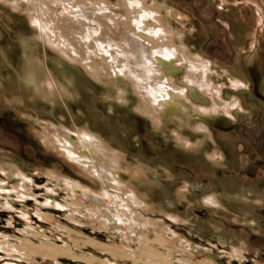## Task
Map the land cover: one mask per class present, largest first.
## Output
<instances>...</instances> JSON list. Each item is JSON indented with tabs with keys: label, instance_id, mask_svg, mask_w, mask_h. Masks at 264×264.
Wrapping results in <instances>:
<instances>
[{
	"label": "rangeland",
	"instance_id": "obj_1",
	"mask_svg": "<svg viewBox=\"0 0 264 264\" xmlns=\"http://www.w3.org/2000/svg\"><path fill=\"white\" fill-rule=\"evenodd\" d=\"M156 1L168 10L173 8V14L166 16L172 28L184 35L182 41L194 54L212 63L210 79L221 85L223 98L240 99L241 106L232 108L230 115L219 111L229 120L226 128L208 125L206 117L217 121L222 116L200 108L162 112L159 123H154L148 112L138 108V95L126 80L97 78L55 47L33 22L39 12L31 0H0V204L12 202L14 208L0 209V235L19 237L18 229L29 227L28 222L51 240L58 239L56 244L69 241L59 228L68 226L123 247L116 234L89 223L83 210L86 206L93 211L84 191L99 193V181L48 143L58 131L88 129L119 153L122 174L154 208L147 211L137 206V210L167 225L170 234L195 248L189 261L209 258L212 264H264V0ZM67 14L68 8L59 6L55 20ZM30 57L38 71L41 88L37 90L24 79ZM184 78L182 68L175 79L183 85ZM230 78L246 86L235 89ZM188 88L195 104L210 106L209 97ZM200 122L209 126L212 138L192 126ZM175 132L193 145L179 144ZM216 152L223 158L216 157ZM98 154L95 157L100 160ZM137 166L144 167V175L135 173ZM58 176L81 185L75 201L84 207L77 210L86 217L75 222L67 216L70 209H42L50 218L40 225L35 212L46 207L48 200L65 204L68 197ZM23 181L32 191L24 200L17 197ZM212 195L217 199L207 205L204 200ZM20 210L32 219L27 221ZM166 239L173 241L171 235ZM167 247L175 248L173 243ZM10 258L0 252V264L13 261ZM35 260L18 263L54 264L49 259ZM106 264L117 263L108 260Z\"/></svg>",
	"mask_w": 264,
	"mask_h": 264
},
{
	"label": "bare ground",
	"instance_id": "obj_2",
	"mask_svg": "<svg viewBox=\"0 0 264 264\" xmlns=\"http://www.w3.org/2000/svg\"><path fill=\"white\" fill-rule=\"evenodd\" d=\"M31 3L39 12V17L33 22L55 47L83 64L97 78L104 76L113 81L126 80L138 95V108L148 112L154 123H159L160 114L167 111L176 110L180 113L190 108H200V111L207 114L222 111L225 115H230L232 108L241 106L238 98L230 101L223 98L221 85L216 86L210 79L212 63L201 55L194 54L182 41L184 35L174 30L166 18L173 14V8L168 10L164 3H158L156 0H118L116 3L108 0H31ZM59 6L68 8V14L55 20ZM35 68L30 57L24 79L25 83L31 84L34 90H37L41 87ZM182 68L185 70V84L180 85L175 75ZM229 83L235 89L246 86L235 78H230ZM188 87L190 91L197 88L202 95L209 97L210 106L205 108L195 104L189 95ZM177 115L176 117L182 120L181 115ZM221 118L223 117L219 120ZM201 122L192 123V126L205 130L206 135L212 138L209 126ZM174 135L179 144L185 147L193 145L192 141L181 133L175 132ZM48 139L52 147L80 165L84 173L95 177L100 183V191L97 194L84 191L88 205L94 207L91 211L85 206L83 210L88 214L86 217L81 210H77L84 207L75 201L81 185L58 176L60 185L67 192L65 204L48 200L44 203L46 207L35 212L37 222L42 225L43 220L50 218L44 210L56 212L57 208H67L70 209V214L67 215L70 219L75 221V218L80 216L86 217L89 223H97L104 231L116 234L123 247L101 242L68 226L59 228L61 234L66 235L69 241L56 244L58 239L51 240L44 230H38L27 222L29 227L18 229L19 237L1 233L0 252L9 255L13 260L5 264H21L18 263L20 260L34 262L35 258L49 259L54 261V264H106L108 260L127 264L122 261L125 259L131 264H212L209 258H204L199 263L189 261L188 257L195 249L191 243L185 242L178 235L170 234L167 225L144 217L140 210L154 211L153 206L139 196L125 174L121 175L124 169L119 163V153L109 148L97 135L88 129H77L73 133L58 131ZM96 153L102 155L100 160L95 157ZM215 156L223 158L218 152ZM135 173L144 175V167L137 166ZM23 180L26 181L24 175ZM24 181L21 191H17V197L23 200L31 196V189ZM182 187L188 188L185 184ZM177 195L183 197L180 192H177ZM216 199L217 197L212 195L204 202L210 205L214 204ZM260 201L261 198L257 200ZM137 206L141 209L137 210ZM2 208L14 209L12 202L0 204V209ZM26 212L19 211L22 217L29 221L32 216L26 215ZM97 216L99 218L96 219ZM167 235H171L173 241L167 240ZM177 242L182 246H178ZM169 243H173L175 248L167 247ZM241 246L240 248L244 249V240H241ZM95 250L102 254L96 253ZM63 259L70 263L64 262Z\"/></svg>",
	"mask_w": 264,
	"mask_h": 264
},
{
	"label": "flooded vegetation",
	"instance_id": "obj_3",
	"mask_svg": "<svg viewBox=\"0 0 264 264\" xmlns=\"http://www.w3.org/2000/svg\"><path fill=\"white\" fill-rule=\"evenodd\" d=\"M219 116H222L223 118H221L220 120L219 119L217 120L215 118L217 121H215V120H213V118H211L214 121L213 123H217V124L221 125L223 128H226L228 126V123H229L227 116L221 115V114ZM204 117H206V116H204ZM205 119L208 122V125L212 124L208 121L210 119L209 117H206Z\"/></svg>",
	"mask_w": 264,
	"mask_h": 264
},
{
	"label": "water",
	"instance_id": "obj_4",
	"mask_svg": "<svg viewBox=\"0 0 264 264\" xmlns=\"http://www.w3.org/2000/svg\"><path fill=\"white\" fill-rule=\"evenodd\" d=\"M208 121H209L210 123H213V122H214L212 119H209ZM121 175H123V174H121ZM123 176H124V175H123ZM63 261H64V262H68V263H70L67 259H63Z\"/></svg>",
	"mask_w": 264,
	"mask_h": 264
}]
</instances>
